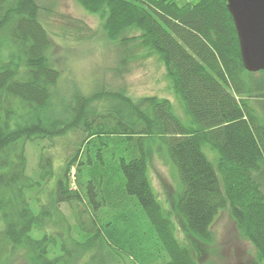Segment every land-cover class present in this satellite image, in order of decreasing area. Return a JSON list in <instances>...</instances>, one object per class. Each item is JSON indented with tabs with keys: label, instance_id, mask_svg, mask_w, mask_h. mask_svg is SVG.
<instances>
[{
	"label": "trees",
	"instance_id": "obj_1",
	"mask_svg": "<svg viewBox=\"0 0 264 264\" xmlns=\"http://www.w3.org/2000/svg\"><path fill=\"white\" fill-rule=\"evenodd\" d=\"M40 1L0 0V264L13 248L27 264H196L151 189V146L177 172L185 231L211 243L214 219L227 210L264 264V71L245 70L226 0H74L103 20L114 76L156 56L188 123L167 99H134L103 84L53 111L60 72ZM70 134L77 141L61 164L43 149L32 178L26 144ZM34 190L45 194L37 213L28 202Z\"/></svg>",
	"mask_w": 264,
	"mask_h": 264
},
{
	"label": "rangeland",
	"instance_id": "obj_2",
	"mask_svg": "<svg viewBox=\"0 0 264 264\" xmlns=\"http://www.w3.org/2000/svg\"><path fill=\"white\" fill-rule=\"evenodd\" d=\"M174 1L179 5L185 2ZM40 4L49 11V17L42 13L40 19L53 44L51 61L60 72V80L53 91V111L68 103L74 93L87 95L97 84H103L109 89L123 87L134 99L147 96L167 99L174 114L182 122L188 123L182 104L175 96L165 70L156 56L146 59L124 77L114 76L113 68L116 66L117 55L103 36V20L99 15L85 12L74 0H41ZM73 21L84 23L92 36L85 38L87 32H76L72 26ZM81 36L84 38L78 40ZM252 78L258 76L253 75ZM252 103L258 110L262 106L258 101L253 100ZM76 141L77 137L70 134L51 142L44 140L26 144L27 173L34 179L38 178V160L43 149L51 155L54 166L58 167ZM204 152L215 164L216 152L208 148H205ZM148 154L147 177L154 196L162 209L168 213L176 239L190 249L196 264H257L253 247L241 237L227 210L219 211L214 219L211 226V243H203L185 231L175 211L176 196L181 188L177 172L163 151H157L151 146ZM50 188L49 183L45 188L46 192ZM44 200L45 194L36 193L35 190L28 194V202L34 213L39 210V202ZM60 209L70 217L71 211L67 205L62 204ZM68 219L73 223L72 218ZM32 236L38 235L32 232ZM10 253L4 264H27L22 249L13 248Z\"/></svg>",
	"mask_w": 264,
	"mask_h": 264
},
{
	"label": "water",
	"instance_id": "obj_3",
	"mask_svg": "<svg viewBox=\"0 0 264 264\" xmlns=\"http://www.w3.org/2000/svg\"><path fill=\"white\" fill-rule=\"evenodd\" d=\"M240 40L245 70L264 71V0H226Z\"/></svg>",
	"mask_w": 264,
	"mask_h": 264
}]
</instances>
